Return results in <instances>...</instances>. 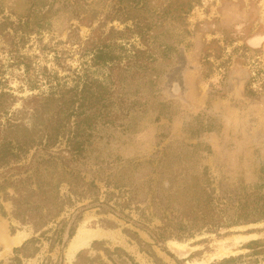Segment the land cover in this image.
Wrapping results in <instances>:
<instances>
[{
    "label": "rangeland",
    "instance_id": "1",
    "mask_svg": "<svg viewBox=\"0 0 264 264\" xmlns=\"http://www.w3.org/2000/svg\"><path fill=\"white\" fill-rule=\"evenodd\" d=\"M36 1L0 0V24L9 19L17 23V16L26 15ZM82 1L98 13L90 28L80 23L85 15L74 9ZM168 1L158 3L164 8ZM115 2L40 0L42 11L48 13L42 34L24 45L10 29L0 35V89L16 98L9 100L10 115L26 106L24 100L47 90L43 86L32 92L28 84L48 73L65 76L79 68L82 49L108 16H114ZM112 26L124 28L115 21L108 22L104 30ZM6 33L11 38H5ZM155 34L159 58L156 72L117 85L112 121L96 127L92 145L80 163L86 181H96L102 189V201L105 194L114 191L106 182L112 185L117 179H122L127 198L133 192L147 193L150 198L159 177L158 160L164 148L170 147L167 160L181 166L167 174L190 179L201 177L207 170L216 199L220 184L241 194L264 192V0H201L184 21L167 18ZM10 115L0 116V122L6 124ZM61 148H65L64 141ZM13 167L0 170V183L26 178L16 176ZM6 195L12 197L13 190L0 193L6 213L0 214V264H14V250L34 232L12 218L13 205ZM62 195H69L66 186ZM92 202L90 196H84L68 209L69 215L76 208L86 207L75 237L63 252L64 263L59 248L50 252L49 244L41 242L38 253L22 258V264H73L77 254L90 250L95 241L111 249H124L138 264H155L125 233L136 232L153 244L140 225L126 223L113 214H98V205ZM134 204L125 210L126 215L152 229L161 226L159 220L151 218L150 202L140 204L141 211ZM256 240L261 244L249 250L247 245ZM77 242L79 248L72 250ZM153 251L160 264H220L239 256L242 258L235 263L222 264H264V222L222 231L220 237L204 233L187 242L169 241L165 251L157 246Z\"/></svg>",
    "mask_w": 264,
    "mask_h": 264
},
{
    "label": "trees",
    "instance_id": "2",
    "mask_svg": "<svg viewBox=\"0 0 264 264\" xmlns=\"http://www.w3.org/2000/svg\"><path fill=\"white\" fill-rule=\"evenodd\" d=\"M39 1L26 15H18L17 23L10 19L1 23L0 35L10 29L24 45L42 34L48 13L42 11L44 6ZM200 3L201 0H169L162 8L158 0H116L114 16H108L82 49L83 61L79 68L65 76L48 73L28 84L32 92L43 86L47 90L24 100L26 106L17 114L10 115L8 110L9 100L16 98L5 88L0 89V116L10 115L6 124L0 122V170L15 165L16 176L26 177L4 180L0 183V193L13 190L12 197L6 195L13 205L12 218L34 232L30 240L14 250V264H22V258L37 254L41 242L49 244L50 252L59 248L60 260L64 263L63 252L75 237L86 207L76 208L69 215L68 209L75 207V200L79 202L84 196H90L92 205H98V214H113L126 223L140 225L138 228L153 244L145 242L136 232L125 230V233L155 264H160L161 260L153 251L154 246L165 251L169 241L187 242L204 233L220 237L222 231L264 222V192L254 190L241 194L220 184V195L216 199V189L206 168L201 177L190 179L167 174L169 169L181 166L175 160H167L170 147L164 148L158 160L159 177L150 198L144 192L130 193L132 196L127 198L129 193L124 190L122 179H117L112 185L106 182V187L114 191L105 194L102 201V189L96 181L87 182L83 176L80 163L88 154L96 127L112 121L117 85L155 73L159 62L155 32L167 18L172 22L184 21ZM74 9L85 15L80 19L84 26L90 28L98 20V13L84 1L80 6L76 3ZM115 21L124 28L112 26L104 30L108 22ZM4 37L11 38L10 33ZM163 47L169 49L168 45ZM19 115L25 117L19 119ZM63 141L64 149L61 148ZM32 151L35 153L27 163ZM39 152L43 153L38 155ZM64 186L69 194L66 197L62 195ZM134 201L138 211H141L140 204L150 202L151 218L159 220L161 226L152 229L126 215L125 210H130ZM0 214L6 216L1 204ZM260 244L259 240L251 241L247 248L254 250ZM241 258L224 259L220 264L235 263ZM109 263L138 264L124 249H111L97 241L90 250L80 251L73 264Z\"/></svg>",
    "mask_w": 264,
    "mask_h": 264
},
{
    "label": "bare ground",
    "instance_id": "3",
    "mask_svg": "<svg viewBox=\"0 0 264 264\" xmlns=\"http://www.w3.org/2000/svg\"><path fill=\"white\" fill-rule=\"evenodd\" d=\"M80 246V242H77L75 245L72 246V250H77Z\"/></svg>",
    "mask_w": 264,
    "mask_h": 264
}]
</instances>
